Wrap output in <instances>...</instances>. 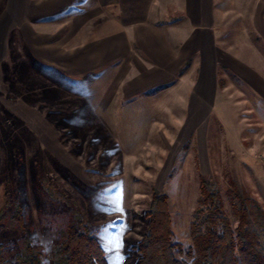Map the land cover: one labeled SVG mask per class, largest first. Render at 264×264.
Returning a JSON list of instances; mask_svg holds the SVG:
<instances>
[{
    "label": "rangeland",
    "instance_id": "1",
    "mask_svg": "<svg viewBox=\"0 0 264 264\" xmlns=\"http://www.w3.org/2000/svg\"><path fill=\"white\" fill-rule=\"evenodd\" d=\"M35 46L43 51V44ZM21 47L22 57L7 44L9 55L0 60V244L6 264L24 237L44 264H53L52 250L74 207L109 264H134L155 191L168 196L173 239L186 249L200 175L212 176L223 192L234 228L238 216L225 194L232 177L264 207V99L247 84L224 78L232 83L218 92L210 112L169 105L183 98V84L138 101L110 102L105 84L93 86L94 75L69 77L27 44ZM220 72L225 75L222 67ZM45 179L76 204L52 197Z\"/></svg>",
    "mask_w": 264,
    "mask_h": 264
},
{
    "label": "crops",
    "instance_id": "2",
    "mask_svg": "<svg viewBox=\"0 0 264 264\" xmlns=\"http://www.w3.org/2000/svg\"><path fill=\"white\" fill-rule=\"evenodd\" d=\"M22 43L110 102L183 84L169 105L210 112L227 76L264 99V0H0V60Z\"/></svg>",
    "mask_w": 264,
    "mask_h": 264
},
{
    "label": "trees",
    "instance_id": "3",
    "mask_svg": "<svg viewBox=\"0 0 264 264\" xmlns=\"http://www.w3.org/2000/svg\"><path fill=\"white\" fill-rule=\"evenodd\" d=\"M224 82L220 81V86ZM199 198L190 224L192 244L184 248L173 239L172 216L168 196L155 191L147 211L149 225L136 249L134 264H264V207L235 177L230 179L225 194L238 216L234 228L226 210L224 195L212 176L200 175ZM44 188L54 197L69 203L54 185L44 180ZM75 206V205H74ZM20 226V207L15 212ZM20 251L10 264H44L41 251L28 237L20 242ZM0 244V264H6ZM176 249L186 256L181 258ZM53 264H109L105 249L84 223L74 207L72 218L63 227L60 241L52 250Z\"/></svg>",
    "mask_w": 264,
    "mask_h": 264
}]
</instances>
